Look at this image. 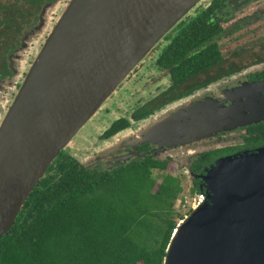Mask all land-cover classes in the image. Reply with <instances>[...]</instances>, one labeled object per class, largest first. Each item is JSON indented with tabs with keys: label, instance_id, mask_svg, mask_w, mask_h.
<instances>
[{
	"label": "water",
	"instance_id": "1",
	"mask_svg": "<svg viewBox=\"0 0 264 264\" xmlns=\"http://www.w3.org/2000/svg\"><path fill=\"white\" fill-rule=\"evenodd\" d=\"M204 1H70L0 127V239L61 152ZM200 109L209 128L177 118L170 135L229 130L264 107ZM200 179L205 199L174 230L164 264H264V149L219 160Z\"/></svg>",
	"mask_w": 264,
	"mask_h": 264
},
{
	"label": "flooded vegetation",
	"instance_id": "2",
	"mask_svg": "<svg viewBox=\"0 0 264 264\" xmlns=\"http://www.w3.org/2000/svg\"><path fill=\"white\" fill-rule=\"evenodd\" d=\"M70 1L0 0V127ZM190 24L191 49L166 51ZM209 107H264V0H205L196 6L74 138L91 135L75 159L109 171L143 160L156 165L153 175H183L199 196L190 214L206 196L200 176L219 160L264 149V110L256 121L229 130L196 137L167 131L177 118L183 127L209 128L200 109Z\"/></svg>",
	"mask_w": 264,
	"mask_h": 264
},
{
	"label": "trees",
	"instance_id": "3",
	"mask_svg": "<svg viewBox=\"0 0 264 264\" xmlns=\"http://www.w3.org/2000/svg\"><path fill=\"white\" fill-rule=\"evenodd\" d=\"M193 26L166 51L190 50ZM152 168L87 167L62 151L0 239V264H164L183 189L171 175L156 187Z\"/></svg>",
	"mask_w": 264,
	"mask_h": 264
},
{
	"label": "rangeland",
	"instance_id": "4",
	"mask_svg": "<svg viewBox=\"0 0 264 264\" xmlns=\"http://www.w3.org/2000/svg\"><path fill=\"white\" fill-rule=\"evenodd\" d=\"M121 105L124 106V108H127L126 102H123ZM122 111L124 113L125 109H122ZM101 122H102V120L100 117L97 123L100 124ZM99 129H100V127H98L97 130H99ZM89 137H91V135L84 136V140L73 141L66 149H69V153H71L72 156H74V158H75V155L77 154L76 153L77 150H80L84 147L86 139H89ZM84 154H86V153H84ZM76 156L78 158L79 155H76ZM180 177H181L180 183H181L183 191L179 195V198L176 201L175 206H174V209L176 210L174 217L176 219L177 226L180 225L181 223H183L185 221V219L191 214V213L189 214V211L191 209L193 202L195 201V194H193V192H192L191 180L189 178L184 177L183 175H180ZM154 178H156V180H157V185H156V187H157L162 182L163 175H159L155 172ZM179 215H182V216L180 217ZM185 215H187V216L185 217Z\"/></svg>",
	"mask_w": 264,
	"mask_h": 264
},
{
	"label": "built area",
	"instance_id": "5",
	"mask_svg": "<svg viewBox=\"0 0 264 264\" xmlns=\"http://www.w3.org/2000/svg\"><path fill=\"white\" fill-rule=\"evenodd\" d=\"M203 197V196H202Z\"/></svg>",
	"mask_w": 264,
	"mask_h": 264
}]
</instances>
